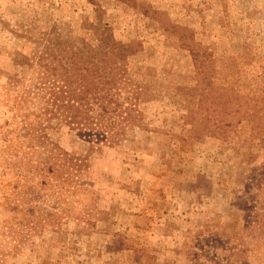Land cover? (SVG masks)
Here are the masks:
<instances>
[{"label":"rangeland","instance_id":"rangeland-1","mask_svg":"<svg viewBox=\"0 0 264 264\" xmlns=\"http://www.w3.org/2000/svg\"><path fill=\"white\" fill-rule=\"evenodd\" d=\"M97 20L129 47L145 120L52 211L32 164L87 145L60 124L23 138L7 83L34 79L15 61L47 38L96 45ZM0 264H264V0H0Z\"/></svg>","mask_w":264,"mask_h":264},{"label":"trees","instance_id":"trees-1","mask_svg":"<svg viewBox=\"0 0 264 264\" xmlns=\"http://www.w3.org/2000/svg\"><path fill=\"white\" fill-rule=\"evenodd\" d=\"M96 25V45L47 38L36 61L23 56V61H15L16 65L34 70V79L27 84L22 79L9 78L7 83L8 90L13 82L19 83L16 98L7 110L18 111L15 130L25 133L23 138H33L30 134L35 133L34 139L42 141L47 129L60 124L87 145L83 158L55 147L44 159L32 164L37 181L51 193L52 211L60 210L66 203H78L74 195L80 191V176L87 169L89 155L118 147L133 129L142 128L145 120L142 107L149 102L148 91L142 81L136 80L128 60L129 47L113 38L107 24L97 20ZM190 54L195 75H203L199 56L193 51ZM253 131L261 133L263 129ZM35 153L33 150L29 154ZM61 214L66 217L68 211ZM54 215L47 216L53 219ZM59 224L60 221L50 223Z\"/></svg>","mask_w":264,"mask_h":264}]
</instances>
